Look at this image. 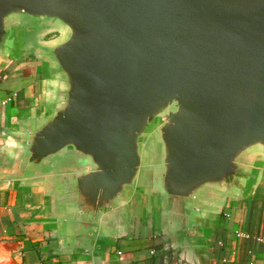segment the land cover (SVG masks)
Listing matches in <instances>:
<instances>
[{
  "label": "water",
  "instance_id": "water-1",
  "mask_svg": "<svg viewBox=\"0 0 264 264\" xmlns=\"http://www.w3.org/2000/svg\"><path fill=\"white\" fill-rule=\"evenodd\" d=\"M21 50L46 87L7 133L0 187L29 188L72 252L100 253L133 210L200 247L264 175V0H0V62Z\"/></svg>",
  "mask_w": 264,
  "mask_h": 264
},
{
  "label": "crops",
  "instance_id": "crops-1",
  "mask_svg": "<svg viewBox=\"0 0 264 264\" xmlns=\"http://www.w3.org/2000/svg\"><path fill=\"white\" fill-rule=\"evenodd\" d=\"M45 87L35 53L21 50L0 62V151ZM29 197V188L0 187V264H264V175L246 195L215 207L201 246L191 249L172 245L133 210L127 229L102 231V251L82 256L60 245L56 222L31 217Z\"/></svg>",
  "mask_w": 264,
  "mask_h": 264
},
{
  "label": "rangeland",
  "instance_id": "rangeland-1",
  "mask_svg": "<svg viewBox=\"0 0 264 264\" xmlns=\"http://www.w3.org/2000/svg\"><path fill=\"white\" fill-rule=\"evenodd\" d=\"M57 37H58V34L57 33H50L44 39H46V40H52V39H55Z\"/></svg>",
  "mask_w": 264,
  "mask_h": 264
},
{
  "label": "built area",
  "instance_id": "built-area-1",
  "mask_svg": "<svg viewBox=\"0 0 264 264\" xmlns=\"http://www.w3.org/2000/svg\"><path fill=\"white\" fill-rule=\"evenodd\" d=\"M7 100H9V98H7Z\"/></svg>",
  "mask_w": 264,
  "mask_h": 264
}]
</instances>
